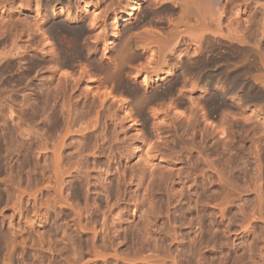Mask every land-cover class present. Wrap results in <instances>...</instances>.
Wrapping results in <instances>:
<instances>
[{"label": "rangeland", "instance_id": "1", "mask_svg": "<svg viewBox=\"0 0 264 264\" xmlns=\"http://www.w3.org/2000/svg\"><path fill=\"white\" fill-rule=\"evenodd\" d=\"M222 1L158 69L133 35L166 33L173 0L118 26L133 0H0V264H264V10ZM60 140L62 197L42 188Z\"/></svg>", "mask_w": 264, "mask_h": 264}, {"label": "bare ground", "instance_id": "2", "mask_svg": "<svg viewBox=\"0 0 264 264\" xmlns=\"http://www.w3.org/2000/svg\"><path fill=\"white\" fill-rule=\"evenodd\" d=\"M144 0H133V2H132V7L129 9V11H128V13H127V15H123V16H121L120 17V19H119V21H115V25L116 26H118L119 25V23L120 22H130V24H135L134 23V21L136 20V17H137V15L139 14V10H140V7H141V5H142V2H143ZM228 1V3H227V6L229 5V4H233L232 2L234 1V0H227ZM255 0H253V2H254ZM259 0H257L256 2H254V4H255V6L256 7H259V9H263L264 10V4H263V1H262V3H260V2H258ZM222 0H173V9L172 10H179V14L178 13H171V16L172 17H170V19L168 20V24L167 25H169L168 26V30H167V32L166 33H163V32H161V30H153V29H150L149 27L147 28V26L149 25L148 23V25L147 26H145L144 25V27H143V29H140L141 30V32H138V31H136L135 33H137V34H135V35H133V37L134 36H136V40H137V38H140L142 41H149L148 43H151L152 44V42H155L157 45H158V47H159V54H158V56H157V68L158 69H160V68H162V66L164 65H166L165 64V59H166V53H168V49H169V47H170V45L173 43V42H175V41H177L178 39H179V36H180V28H182V27H184V28H186V27H188L189 26V20L190 19H192V18H197V19H201L202 21H205V20H209V22H214L215 23V25H216V27H218L219 26V18L222 16V15H224L225 13V9L227 8H225L224 6L225 5H221L222 4ZM51 3V2H50ZM199 8H200V10H202L201 11V14L202 15H198L197 13H198V10H199ZM262 10V11H263ZM85 11V10H84ZM87 11V10H86ZM88 12V11H87ZM197 12V13H196ZM144 19V18H143ZM138 24H139V21L137 22ZM141 23V22H140ZM144 23V22H143ZM145 23H146V21H145ZM136 25V24H135ZM140 26V25H139ZM133 28L135 27H137V26H132ZM131 27V28H132ZM146 27V28H145ZM151 27V26H150ZM145 28V29H144ZM156 29V28H155ZM216 34H217V32H215ZM134 34V33H133ZM117 37V36H116ZM131 38V36H127V38ZM135 38V37H134ZM133 38V39H134ZM126 40V38L124 39V41ZM129 40V39H128ZM135 40V41H136ZM139 40V39H138ZM141 40H139V42L141 41ZM124 41L122 42V44L124 43ZM132 41L133 40H131V42H129V44H131L132 43ZM135 41H133L134 43H135ZM141 41V42H142ZM144 41V42H145ZM151 41V42H150ZM141 42L139 43V45L141 44ZM144 42H142V46H144V45H146V42L144 43ZM136 43L138 44V41H136ZM143 43H144V45H143ZM147 43V44H148ZM154 43V44H155ZM121 43L119 44V48L121 49V45H122ZM129 44H127V45H129ZM151 44H149V45H151ZM132 45V44H131ZM130 45V46H131ZM135 44H133L132 46H134ZM138 45V48H140V49H144L145 47H141V45L139 46ZM148 45V46H149ZM125 46H126V44H125ZM125 46H124V44H123V48L125 49ZM136 46V45H135ZM129 47V46H128ZM127 47V48H128ZM146 47H147V45H146ZM118 48V49H119ZM131 48V47H130ZM130 48H128V50L130 49ZM148 48V47H147ZM132 49V48H131ZM142 49V50H143ZM127 50V49H126ZM128 50H127V52H128ZM146 50V49H145ZM169 50H171V49H169ZM125 52V51H124ZM124 52H122L121 51V53H120V55L122 56V58L124 57V55H126V53L124 54ZM171 52H173V51H171ZM170 51H169V53H171ZM168 53V54H169ZM166 54V55H165ZM167 62V61H166ZM208 64V63H207ZM207 66V65H206ZM210 66V65H209ZM170 73H171V71H170ZM169 73V74H170ZM171 74H173V73H171ZM151 75V74H150ZM170 77H171V75H170ZM142 82H143V85H146L147 83H148V81H149V79L150 78H152V76L150 77L148 74H146V75H142ZM171 79H173V78H171ZM170 79V80H171ZM155 81H157V82H161L160 81V79H154ZM150 81H153V79L152 80H150ZM88 91H92V90H88ZM99 91V90H98ZM86 92L87 91H85V95H86ZM89 93V92H88ZM99 93V92H98ZM91 93H89V95H90ZM95 94H97V91H95ZM95 94H94V96H95ZM88 95V94H87ZM87 95L85 96V97H87ZM101 95H103V94H101ZM110 95V94H109ZM107 93H105L104 94V96H100V94L98 95H96L98 98H96V102H97V106H96V103L94 104L95 106H96V110L94 111V109H91L92 111H94V112H91V110L89 111L90 113H92V114H90L91 116H89V114H88V116L90 117V118H88L86 115H87V112H88V109H87V112H84V114H86L85 116V118H84V114H83V118L84 119H82L83 121L87 118V120L90 122H88L87 120L86 121H84V123L85 122H87V124L89 123V124H91L92 126L91 127H94L93 126V124L96 126V125H99L98 127H100V124H98L97 123V121H98V118H99V116L100 115H102L100 112L102 111V109H105L104 107L106 106L107 108H108V111H109V109H112L113 110V108H111V105H108L107 103H106V99H107V96H109ZM94 96H91L92 98L94 97ZM84 97V96H83ZM95 98V97H94ZM94 98L93 99H91V98H89V99H91V100H94ZM111 98V97H110ZM110 98H108V99H110ZM83 99H87V98H83ZM105 103H106V105H105ZM83 104H84V102H83ZM86 104H88V103H86ZM92 104V103H91ZM90 105V104H89ZM93 105V106H94ZM92 106V105H91ZM108 106H110V108L108 107ZM85 107H88L87 105L85 106ZM85 107H83V108H85ZM90 107V106H89ZM88 107V108H89ZM106 108V109H107ZM121 108V107H120ZM114 109H116V108H114ZM119 109V108H118ZM123 109H124V106H123ZM122 109V113H123V115H124V113H126L125 112V110H123ZM121 110V109H120ZM119 111V110H118ZM88 112V113H89ZM103 112H105V111H103ZM102 112V113H103ZM112 112L113 111H110V112H105V116L106 117H108L110 120L111 119H116L117 118V116L115 115V113H114V115H115V117H113L112 118V116H113V114H112ZM116 112V111H115ZM81 113H83V112H81ZM116 114H118L117 112H116ZM119 115V114H118ZM122 115V116H123ZM128 116V115H127ZM127 116L126 117H123V119H118L119 120V123L120 124H122L123 122L125 123V121H127ZM100 117H102V116H100ZM106 117H103V118H106ZM128 117H130V115L128 116ZM81 118V117H80ZM118 118H120V117H118ZM101 119V118H100ZM108 119V120H109ZM114 119L113 120H111L112 122L114 121ZM81 120V119H80ZM79 120V121H80ZM81 120V122L80 123H83V121ZM107 120V118L105 119V121ZM110 120H109V122H110ZM117 120V121H118ZM102 121V120H101ZM101 121H99V122H101ZM103 122V121H102ZM108 122V123H109ZM114 123H117L116 121L114 122ZM114 123L112 124V126L111 127H113V125H114ZM86 124V123H85ZM85 124H82L84 127H85ZM86 124V125H87ZM103 124V123H102ZM105 124L107 125V122H105ZM81 125V126H82ZM104 125V124H103ZM109 125H111V122H110V124H108V126ZM119 124L117 123V126H118ZM80 126V127H81ZM82 126V127H83ZM105 126V125H104ZM114 126H116V125H114ZM116 126V127H117ZM123 126V125H122ZM79 127V128H80ZM82 127L80 128V130H78V132H83L84 133V129L85 128H87V127H83L84 129L81 131V129H82ZM110 127V126H109ZM110 127V129H112ZM97 128V127H96ZM108 128V127H107ZM89 129H92L93 130V128H89ZM95 129V128H94ZM120 128H119V126H118V128L116 129L115 128V130H114V128H113V131L114 132H112V130L110 131L109 130V132H112V133H115L117 130H119ZM88 130V129H87ZM91 130V131H92ZM121 130V129H120ZM119 130V131H120ZM85 131H86V129H85ZM90 131V130H89ZM88 131V132H89ZM95 131V130H94ZM109 132H107V129H106V132H105V134L107 133V134H109ZM121 132V131H120ZM120 132H118L117 131V135L120 133ZM101 133H102V131H101ZM69 134L70 133H68V136H69ZM75 134H79V133H75ZM82 134V133H81ZM80 134V135H81ZM104 135V134H103ZM102 135V136H103ZM111 135V137H113L112 135L113 134H110ZM109 135V136H110ZM115 135V134H114ZM64 136H66V134L64 135ZM68 136H66V137H68ZM108 136V137H109ZM61 137H63V136H61ZM106 137V136H105ZM108 137H106V138H108ZM117 137V136H116ZM112 138L113 140H116L117 138ZM101 138H103V137H101ZM100 138V139H101ZM67 139V138H66ZM64 141V140H63ZM63 141L62 140H60L59 142H55L53 145H52V147H53V149L51 148V150H52V152H51V157H52V160H51V162H53V163H51V164H53V165H49L48 163H50V160H49V162L48 161H46L45 160V162L44 163H46V162H48V163H46V164H48L49 165V167L48 168H50V166L52 167L53 166V170H52V168H51V172H52V174H50V177L49 178H47L46 179V181H45V183L44 184H42V188H43V186H44V188L46 189V191H48V192H54L56 195H58V194H60L61 193V191L62 190H65V189H63L62 187L64 186L63 184H65L66 182H67V180L65 181L64 180V178L63 177H65V176H67V175H65L67 172H68V169L70 170V171H74V169H72L74 166L73 165H71V166H73V167H71V169L70 168H68L67 169V171H65L64 169H66L67 168V164L65 163V157H67V158H69L68 156H64L63 158H62V155H61V149H63L62 148V145H63ZM103 141V140H102ZM66 144V143H65ZM65 146V145H64ZM63 146V147H64ZM65 147H67V146H65ZM64 147V148H65ZM66 149V148H65ZM50 150V151H51ZM64 150V149H63ZM68 150V149H67ZM78 152H80L78 149H76ZM65 152V151H64ZM63 153V152H62ZM81 153V152H80ZM80 153H79V155H80ZM78 153H76V155H77ZM83 152H82V156H81V159L82 158H84L85 156H83ZM64 155H65V153H64ZM79 155H77V156H79ZM90 156H91V154H89ZM92 156H93V154H92ZM80 157V156H79ZM77 158V157H72L73 158V160L74 159H80V158ZM61 158L64 160L63 162L66 164H62L63 165V168H62V166H61V163L60 162H62V160H61ZM71 158V157H70ZM61 160V161H60ZM72 159H67L66 161H69V164L68 165H70V163L71 162H73V161H71ZM76 160H74V161H76ZM80 161V160H79ZM80 163V162H79ZM45 164V165H46ZM72 164H74V163H72ZM75 164H78V163H75ZM45 165H43L44 166V168H45ZM48 165H46V166H48ZM42 166V167H43ZM64 166H66V168H64ZM78 166H79V164H78ZM77 166V168H79ZM69 167V166H68ZM75 169H77L76 167H74ZM46 169V171L47 170H49V169H47V167L45 168ZM80 169V168H79ZM43 170V169H42ZM42 170H41V173H43L44 174V172H42ZM78 170V169H77ZM50 171V170H49ZM70 171L68 172V177H69V174H70ZM76 171V170H75ZM81 171V170H80ZM48 172V171H47ZM50 172V173H51ZM46 173V172H45ZM79 173V172H78ZM48 174V173H47ZM47 174H44V176H46ZM72 174H76V173H73L72 172ZM72 174H70V176H72ZM79 174H81V173H79ZM79 174H77V176L79 175ZM52 175V176H51ZM43 176V177H44ZM47 176H49V175H47ZM46 176V177H47ZM76 176V175H75ZM46 177H44V178H46ZM68 177H67V179H68ZM69 178H71V177H69ZM73 178V177H72ZM64 180V181H63ZM66 185V184H65ZM66 187V186H65ZM41 188V189H42ZM43 188V189H44ZM38 190V189H37ZM40 190V189H39ZM38 190V191H39ZM43 191V190H42ZM36 192V191H35ZM34 192V193H35ZM34 193H32V194H30L32 197H35V196H33V194ZM47 193V192H46ZM53 193V194H54ZM44 194H45V192H44ZM54 194V195H55ZM29 195V194H28ZM50 195H51V193H50ZM53 195V196H54ZM55 195V197H57ZM62 195H63V193H62ZM62 195L60 194L59 196H61L62 197ZM45 196V195H44ZM52 196V195H51ZM50 196V197H51ZM52 196V198L53 199H55V197H53ZM58 196V200H59V197ZM28 197H30V196H28ZM48 197V195L45 197V202L47 201V203L51 200V201H54V200H52V199H48L47 198ZM64 198V197H63ZM33 200H34V198H32ZM57 199V198H56ZM60 199H62V198H60ZM65 199V198H64ZM66 200V199H65ZM56 201V200H55ZM63 201L64 200H62V203H61V201L59 200V201H56V202H60L59 203V205L58 206H61V204H63ZM35 202V201H34ZM45 202H43V204L45 203ZM57 204V203H56ZM56 204H54V202L53 203H51L50 202V205L49 206H51V205H56ZM64 204H66L65 203V201H64ZM12 205H15L14 203L12 204ZM45 205H46V203H45ZM48 205V204H47ZM47 205H46V207H47ZM57 206V205H56ZM41 207V206H40ZM45 207V208H46ZM52 207V206H51ZM11 208H13V206L11 207ZM48 208V207H47ZM9 220V219H8ZM10 221V220H9ZM32 226V225H31ZM12 242V241H11ZM11 248V247H10ZM13 248V247H12Z\"/></svg>", "mask_w": 264, "mask_h": 264}]
</instances>
